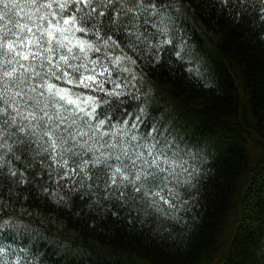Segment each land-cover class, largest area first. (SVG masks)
Returning <instances> with one entry per match:
<instances>
[{"label": "trees", "instance_id": "16d2710c", "mask_svg": "<svg viewBox=\"0 0 264 264\" xmlns=\"http://www.w3.org/2000/svg\"><path fill=\"white\" fill-rule=\"evenodd\" d=\"M164 3L167 35L152 27L159 17L148 24L141 17L144 42L133 51L121 37L136 60L112 66L123 96L76 89L111 100L97 109L98 118L108 116L103 131L109 134L99 143L98 136L85 137L92 151L77 150L85 160L111 152L115 165L118 149L100 145L135 135L133 145L155 144L168 156L179 152L196 176L194 187L177 169L179 198L168 197L173 206L161 202L157 211L130 185L117 199L115 187H106L111 170L103 164L86 165L91 179L79 169L66 179L55 171L50 177L40 161H51L36 154V145L25 149L11 136L7 142L21 160L11 153L7 159L29 183L0 176V224L10 222L0 227V264H264V0ZM168 38L171 44L151 47ZM97 56L104 62L103 53H92ZM5 152L0 147V155Z\"/></svg>", "mask_w": 264, "mask_h": 264}, {"label": "snow or ice", "instance_id": "6c2138e0", "mask_svg": "<svg viewBox=\"0 0 264 264\" xmlns=\"http://www.w3.org/2000/svg\"><path fill=\"white\" fill-rule=\"evenodd\" d=\"M237 2L242 4V0ZM223 4L229 5L230 0H223ZM166 7L164 0H0V20L5 21L0 25V147L6 149L0 155L3 161L0 170L7 166L0 176L10 177L14 185L29 183L25 172L7 159L11 153L17 161L21 160L14 145L7 142L15 136L17 145L27 149L35 144L36 154L51 161L48 164L40 161L50 169V177L55 171L66 179L78 175L79 169L91 179L86 165L103 164L111 170L108 176L111 183L106 187H115L119 192L117 199L125 196L124 189L130 185L133 194H139L157 211H163L161 202L173 206L168 197L179 198L173 185L174 180L180 183L177 169L187 173L183 183L194 187L192 180L196 176L184 167L186 161L179 152L168 156L164 149L156 151L155 144L133 145L132 141L139 139L135 135L130 140L100 145L118 149L115 165L109 163L113 159L111 152L103 160L100 157L85 160L77 150L87 146V151H92L88 140H96L98 136L99 143L109 134L103 131L108 116L98 118L97 109L101 103L110 105L111 100L76 89L104 92L109 98L123 96V91L116 90L121 85L111 79L112 66L119 68L125 61L136 64L122 47L123 39H127L126 47L133 51L136 42H144L138 23L141 17L144 24L149 23L150 17H159L152 27L167 35L171 18L162 11ZM171 43L168 38L151 47L161 49ZM117 49L119 55L115 54ZM92 53H103L104 62L99 56L93 59ZM122 71L131 69L125 67ZM109 81L114 85L112 90L104 87ZM124 123L127 125L128 121ZM153 131L158 129L154 127ZM127 135L125 132L124 136ZM112 137L115 141L116 133ZM74 157H80V162ZM60 169L65 171L61 174ZM4 226H10V222L0 224Z\"/></svg>", "mask_w": 264, "mask_h": 264}]
</instances>
